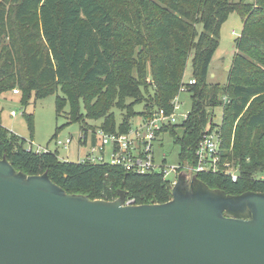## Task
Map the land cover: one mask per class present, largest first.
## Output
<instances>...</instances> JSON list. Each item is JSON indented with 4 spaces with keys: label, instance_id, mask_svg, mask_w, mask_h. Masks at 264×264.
Masks as SVG:
<instances>
[{
    "label": "trees",
    "instance_id": "1",
    "mask_svg": "<svg viewBox=\"0 0 264 264\" xmlns=\"http://www.w3.org/2000/svg\"><path fill=\"white\" fill-rule=\"evenodd\" d=\"M232 13L243 22L237 52L227 83L210 85L220 27ZM189 62L196 80L189 92L191 111L187 121L163 132L174 138L181 163L189 167L204 134L219 128L223 159L234 136L237 181L222 173L198 178L228 195L264 193L259 177L264 174V0H0V95L17 91L27 105L32 95L45 99L61 93L56 111L68 106L70 123L84 122L86 112L87 118L103 119L106 133H126L133 113L118 125L114 107L133 109L145 102L140 118L170 111ZM218 107L223 116L216 127ZM27 119L33 128L31 116ZM83 133L86 140V128ZM26 142L0 125V159L6 157L29 176L47 172L68 194L115 201L123 192L134 205L172 199V181L159 173L137 175L108 164L67 162L57 153L27 151Z\"/></svg>",
    "mask_w": 264,
    "mask_h": 264
},
{
    "label": "water",
    "instance_id": "2",
    "mask_svg": "<svg viewBox=\"0 0 264 264\" xmlns=\"http://www.w3.org/2000/svg\"><path fill=\"white\" fill-rule=\"evenodd\" d=\"M0 264H264V193L228 195L191 169L164 204L68 194L0 159Z\"/></svg>",
    "mask_w": 264,
    "mask_h": 264
},
{
    "label": "rangeland",
    "instance_id": "3",
    "mask_svg": "<svg viewBox=\"0 0 264 264\" xmlns=\"http://www.w3.org/2000/svg\"><path fill=\"white\" fill-rule=\"evenodd\" d=\"M231 1L238 2L240 0ZM249 2L252 3L253 0H249ZM201 30L202 26H199V31ZM242 30L243 22L237 13H232L222 23L220 27L219 45L209 69L208 84L225 85L227 83L233 59L237 52L236 41L241 36ZM147 76L149 80H152L150 68L148 69ZM191 77L192 66L191 62H189L183 81H187ZM150 92H152V88ZM57 95L61 96L62 94L58 93L45 99H36L35 95H32L27 105L22 102L23 96L17 91L0 95V125L11 134L25 139L27 141L25 144L26 149L31 147L34 151L47 149L49 152L57 153L61 160L77 163L84 159L89 152L91 142L94 139L93 132L102 126L103 119L94 120L87 118L86 112H82L84 122L70 123L68 106L59 114L56 111ZM145 99L147 101L149 96L146 95ZM181 101L183 103L181 113H189L192 107L190 93H183L181 95ZM131 103V99L126 100L127 106ZM145 109V102H143L136 105L133 109H119L114 107L111 114L115 117L116 123L119 125L122 123L124 116L132 115L133 113L131 122L136 123L141 119L140 114ZM13 111L16 112V117L11 116V112ZM28 116L32 118L33 128L29 125ZM222 116L223 108H216L213 118L216 127L221 126ZM178 124H182L181 120L178 121ZM83 128H86L88 131L86 144L81 142V138L84 136ZM177 132L181 135L182 130L178 129ZM68 138L72 140L68 148L56 145L57 139L66 141ZM233 142H235L234 136L231 147L228 150L226 149L229 152L228 159H225L226 162H229L232 171L235 170L237 165V160L232 153ZM154 154L156 164H164V169L173 175V168H176L181 162L179 156L180 147L174 143V138L168 132L162 133L159 136L155 144ZM259 177L264 178V174L259 175Z\"/></svg>",
    "mask_w": 264,
    "mask_h": 264
},
{
    "label": "built area",
    "instance_id": "4",
    "mask_svg": "<svg viewBox=\"0 0 264 264\" xmlns=\"http://www.w3.org/2000/svg\"><path fill=\"white\" fill-rule=\"evenodd\" d=\"M196 85V80L192 77L184 80L178 94L171 101V110L159 109L151 117L141 118L138 122L132 123L131 129L126 133H106L101 127L93 132L94 139L91 142V148L81 163L90 164H108L122 168L126 172L137 175L159 173L165 180H171L172 185L177 181L178 175L183 170L191 169L194 174H218L222 173L229 176L233 181H237L239 170L230 169L229 162H226L222 156V135L219 128L211 133L204 134L195 151V164L193 167L182 164L173 168V175L164 169L163 165H157L155 161L154 148L159 136L164 133L163 130L178 124V121L185 122L189 113H181L183 103L181 95L189 93L191 87ZM227 102V98L223 99ZM12 117H16V112H11ZM81 142L86 144V140ZM72 143L70 138L66 141L56 140L57 146L68 148ZM109 149V150H108ZM27 151H34L31 148ZM37 154L48 152L47 149L34 151ZM126 205H134L132 201L126 202Z\"/></svg>",
    "mask_w": 264,
    "mask_h": 264
},
{
    "label": "crops",
    "instance_id": "5",
    "mask_svg": "<svg viewBox=\"0 0 264 264\" xmlns=\"http://www.w3.org/2000/svg\"><path fill=\"white\" fill-rule=\"evenodd\" d=\"M0 123H1V121H0ZM87 154H88V153H87ZM87 154H86V155H87Z\"/></svg>",
    "mask_w": 264,
    "mask_h": 264
}]
</instances>
